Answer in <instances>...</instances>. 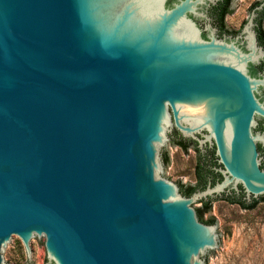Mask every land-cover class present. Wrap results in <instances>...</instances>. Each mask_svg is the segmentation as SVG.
I'll list each match as a JSON object with an SVG mask.
<instances>
[{
	"label": "water",
	"instance_id": "obj_1",
	"mask_svg": "<svg viewBox=\"0 0 264 264\" xmlns=\"http://www.w3.org/2000/svg\"><path fill=\"white\" fill-rule=\"evenodd\" d=\"M217 1L0 0V264L18 238L28 251L43 238L50 264H203L220 250L192 204L237 184L264 194L250 130L264 120V0L241 43L202 35ZM173 130L214 144L221 182L186 197L159 178Z\"/></svg>",
	"mask_w": 264,
	"mask_h": 264
},
{
	"label": "rangeland",
	"instance_id": "obj_2",
	"mask_svg": "<svg viewBox=\"0 0 264 264\" xmlns=\"http://www.w3.org/2000/svg\"><path fill=\"white\" fill-rule=\"evenodd\" d=\"M256 1L262 0L231 1L232 13L227 17L226 25L230 30L238 31L230 36L231 40L240 36L238 41L242 42V27L250 18V9ZM223 38L224 36L218 40ZM172 127L173 125L169 129ZM166 142L169 145L159 147V178L178 187L192 185L196 152L181 149L171 141ZM164 155L167 156V163H164ZM216 196L211 198L216 200ZM194 204L198 205L197 210L201 209L200 200L192 205ZM202 219H212L216 226L214 234L220 237V250H212L202 260L203 264H264V200L260 199L251 210L214 201L210 210L203 213ZM28 248L29 251L18 238L6 251V264H50L43 238H32Z\"/></svg>",
	"mask_w": 264,
	"mask_h": 264
},
{
	"label": "flooded vegetation",
	"instance_id": "obj_3",
	"mask_svg": "<svg viewBox=\"0 0 264 264\" xmlns=\"http://www.w3.org/2000/svg\"><path fill=\"white\" fill-rule=\"evenodd\" d=\"M226 1L227 0H218L215 5H212L208 8L207 11V21L198 22V26L201 30L202 35H204L207 31L205 30L206 26H209L210 29L214 30V34L216 39H220L221 37L227 36H234L237 34L238 31L230 30L226 25L227 17L232 13L224 12L226 9ZM232 1V0H231ZM231 4V3H230ZM231 9V7H230ZM251 10V9H250ZM257 20L258 15L255 20L256 27H257ZM255 27L256 32V40L257 45L260 46L264 50V36L261 37L260 31L257 30ZM263 29H264V22H263ZM257 70L261 73L264 72V61H261L257 65ZM262 96L264 98V91L262 92ZM255 125H252L250 128L251 134L255 135L258 134V140L254 141V149L256 152V159L258 160V169L264 172V120L262 119H254ZM205 133V131H203ZM196 137L201 139L199 134H196ZM170 141H174L178 143L179 148L181 146H186V150H193L196 152V160L193 168V183L188 187H193L194 191H202L208 185L212 187L214 184L222 181V175L219 172V169L222 168L221 164L218 163V157L215 155V146L214 144L209 145L205 142L202 146V149H198L197 141L188 137L183 138L176 130H173L170 135ZM182 149V148H181ZM236 190L230 189L229 191H225L220 195L215 197L216 200H213L211 197H207L205 200H202V203H207L210 205L214 201H223L228 204L235 205L244 210H251L255 207V205L259 202L260 199L263 198V195H259L254 197L250 195L249 198L246 197L245 191L241 184L236 185ZM179 192L183 196H187L188 190H185V193L180 190ZM190 194V195H191ZM207 224V223H205Z\"/></svg>",
	"mask_w": 264,
	"mask_h": 264
},
{
	"label": "trees",
	"instance_id": "obj_4",
	"mask_svg": "<svg viewBox=\"0 0 264 264\" xmlns=\"http://www.w3.org/2000/svg\"><path fill=\"white\" fill-rule=\"evenodd\" d=\"M260 1H256L252 7L254 8L256 5L259 4ZM230 3H231V0H227L226 1V9L224 12H228V13H231V9H230ZM263 22H264V6L262 7V9L260 11H258V20H257V30L260 31V34H261V37L264 36V29H263ZM172 144H175L176 146H180L178 145V143H175L174 141H171ZM182 149L186 150V146H181ZM163 160H164V163H167V156L164 155L163 157ZM188 190V193H187V196H190L191 192L194 190L193 187H184V186H180V190L182 192L185 193V190ZM210 210V205H208L207 203H202V207L201 209H196V212H197V217L199 219V221H201L202 223H207V224H212L213 223V220L210 219V220H207V221H203L202 219V215L203 213H206Z\"/></svg>",
	"mask_w": 264,
	"mask_h": 264
}]
</instances>
